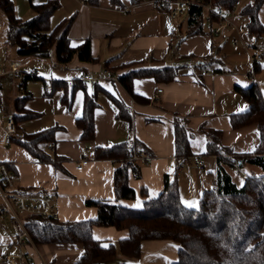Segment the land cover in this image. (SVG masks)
<instances>
[{"label": "crops", "instance_id": "0c3cea01", "mask_svg": "<svg viewBox=\"0 0 264 264\" xmlns=\"http://www.w3.org/2000/svg\"><path fill=\"white\" fill-rule=\"evenodd\" d=\"M47 1L10 0L13 15L20 21L34 15L33 6ZM51 1L56 3V8L49 17V30L71 18L68 45L77 47L88 40L93 60L80 61L74 55L65 65H57L53 48L45 54L19 55L15 45L5 42L6 18L0 9V73H6L0 74V163L10 165L16 186L52 195L54 217L59 221L94 219L96 209L86 202L115 199L113 170L116 163L94 158L93 149L131 140L148 152L150 160L146 165H139V177L134 178L131 172L128 174L127 184L134 191V197L118 200L117 204L129 208H140L144 201L158 196L165 180H175L182 205L195 208L202 193L215 186L218 166L237 187L247 174L260 173L254 165L238 163L234 167V162L224 160L252 153L258 143L255 124L239 128L230 126L229 114L247 108L237 88L254 82L264 100V59L251 63L248 52L231 43L235 36L233 29L212 35L201 27L190 33L193 24L187 12L171 16L172 1L162 9L154 8L150 0H120V5L110 4L109 0H97L96 5L85 0ZM244 4L239 0L237 8ZM224 14L233 25L244 26L241 18L230 16L228 12ZM257 18L264 29V3L258 9ZM262 35L261 39L252 37L245 30L240 37L258 45L264 41ZM128 64L179 67L178 74L169 82L151 77L132 79L135 95L132 98L117 80ZM12 69L17 73L13 74ZM104 70L110 71L111 78L103 76ZM81 71L96 79L91 140L80 137L81 130L75 123L88 90V83L79 78ZM201 71L205 74L201 75ZM37 78L41 82L36 81ZM56 82L65 84L57 87ZM47 84L51 85V90L45 93ZM19 97H25V109L38 115L14 122L8 133L5 124L12 119L13 103ZM111 98L129 109L130 126L115 118ZM183 117L190 154L176 160L172 122L174 118ZM51 126L55 127L53 140L44 149L50 156L60 159V168L50 162H38L9 140ZM205 129L220 132L219 144L228 153L219 158L206 153ZM192 156L202 160V170L191 163ZM81 157H86L88 162L81 170H76L74 164ZM91 235L106 244L124 239L128 233L126 229L112 226H92ZM177 250V244L171 240H143L138 258L117 252L114 260L107 264H172L177 259ZM17 251L11 219L2 215L0 264H10L4 256H15ZM81 252L80 243H33L27 250L24 248L20 264H27L28 254L42 258L46 264H72Z\"/></svg>", "mask_w": 264, "mask_h": 264}, {"label": "trees", "instance_id": "16d2710c", "mask_svg": "<svg viewBox=\"0 0 264 264\" xmlns=\"http://www.w3.org/2000/svg\"><path fill=\"white\" fill-rule=\"evenodd\" d=\"M85 1L91 5L97 4V0ZM170 1L173 0H167L161 9L166 8ZM201 1L229 10L236 0ZM109 2L120 5V0ZM262 3L264 0H252L237 8L236 17L244 21L246 32L256 38L264 34L257 18ZM55 8L56 3L48 0L33 6L34 15L31 18L20 21L13 15L10 0H0V9L6 18L5 42L15 45L19 55L45 54L53 48L57 65H65L74 55H77L80 61H92L88 40L77 47L68 45L67 30L71 18L49 30V17ZM187 13L193 24L188 32H197L203 27L200 6L190 4ZM125 67L126 69L117 76V80L130 97L135 98L131 87L132 79L151 77L157 81L169 82L178 74L179 66L135 67L134 64H128ZM64 84L54 83L57 87ZM237 90L246 101L247 108L229 114L230 126L239 128L255 124L259 135L258 143L252 153L224 160L236 165H254L260 169V173L247 174L241 186L237 187L218 166L215 186L202 193L195 208L182 205L175 180H165L158 196L144 201L140 208H129L117 204V201L134 197V191L128 186L127 180L129 172L134 178L139 177V165L130 158L134 147H140L139 143L131 140L95 147L94 158L110 159L116 163L113 170L115 199L87 201L88 205L96 209V217L88 220L59 221L53 216L23 214L21 220L30 240L35 245L80 243L82 252L72 264H107L114 260L117 252L129 258H138L141 241L163 239L171 240L178 246L177 259L172 264H264V100L254 82ZM95 93L96 86L93 92L85 91L81 115L75 120L83 140L93 138L92 111L96 106ZM24 99L25 97H19L14 100L12 123L38 115L24 108ZM111 99L115 107V118L126 121L130 126L129 109L122 102ZM54 130L55 127L51 126L32 133H22L9 140L26 150L38 162H50L55 168H60V159L50 156L44 149L45 145L53 140ZM172 131L175 159L187 157L190 152L186 119L174 118ZM204 134L206 153L214 154L217 158L223 153H228V150L219 144L220 132L205 129ZM6 168L14 174L9 164ZM0 186L5 189L2 183ZM12 191L26 193L40 190L21 188L14 184ZM92 226L126 229L128 235L115 243L103 244L93 239Z\"/></svg>", "mask_w": 264, "mask_h": 264}, {"label": "built area", "instance_id": "2783aa9c", "mask_svg": "<svg viewBox=\"0 0 264 264\" xmlns=\"http://www.w3.org/2000/svg\"><path fill=\"white\" fill-rule=\"evenodd\" d=\"M150 2L154 8L160 9L162 4L167 2V0H150ZM172 3L173 5L169 10L172 17L187 12L190 4H197L204 12L203 29L206 32L216 35L221 33V31H230L233 29L235 36L231 38V43L241 46L246 52H248V58L251 63L256 64L258 61L264 59V41L259 42L258 45H252L243 41L240 35L245 31V27L242 24L233 25L229 17L224 14L228 12L230 16L235 17L237 14V7L239 6L238 0L234 2L233 7L229 10H223L220 7L211 6L209 3L202 2L201 0H173ZM12 73H17V70L12 69ZM0 74L6 73L1 72ZM204 74L205 72L201 71V75ZM103 76L107 79L111 78L110 71L104 70ZM79 78L82 82L88 83V91L93 92L96 86V79L85 71L80 72ZM67 85L70 86L71 83H67ZM50 90L51 85L47 84L45 87V93H48ZM157 92H160V89H157ZM12 124L11 119L6 121V132L10 133L12 131ZM50 146L52 147V144H50ZM130 158L137 161L138 165H146L150 160V155L143 148H134L131 151ZM87 162L88 159L86 157H81L75 162V169L81 170ZM191 162L198 170L203 169V162L198 156H192ZM6 165L7 164L5 163H0V185L1 183L5 185V189L0 186V216L8 215L11 219L15 230L18 251L15 256L6 254L4 258L10 264H20L24 248L27 250L29 245H33V242L30 240L22 223L21 215L35 214L40 217H54V205L52 202V195L48 193L38 191L17 193L12 191V188L14 187V174L6 168ZM233 166L236 167V164L233 163ZM27 264H46V262L40 257L37 259L28 254Z\"/></svg>", "mask_w": 264, "mask_h": 264}, {"label": "rangeland", "instance_id": "374dc122", "mask_svg": "<svg viewBox=\"0 0 264 264\" xmlns=\"http://www.w3.org/2000/svg\"><path fill=\"white\" fill-rule=\"evenodd\" d=\"M244 3H248V2H251L252 0H242ZM250 36H252V35H250ZM263 36V35H262ZM262 36H259V39H261V37ZM252 37H254V36H252ZM44 70V69H43ZM40 75V74H39ZM40 76H43V74L42 75H40ZM36 81H39V82H41V79H39V78H37V79H35ZM192 163V162H191Z\"/></svg>", "mask_w": 264, "mask_h": 264}]
</instances>
